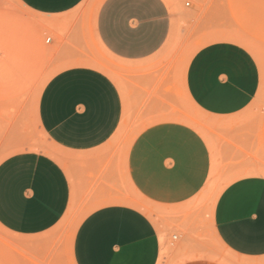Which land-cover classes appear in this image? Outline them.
Here are the masks:
<instances>
[{
    "label": "crops",
    "instance_id": "crops-1",
    "mask_svg": "<svg viewBox=\"0 0 264 264\" xmlns=\"http://www.w3.org/2000/svg\"><path fill=\"white\" fill-rule=\"evenodd\" d=\"M19 2L53 36L45 42L29 21L0 14V152H15L0 162V227L38 236L72 208L84 209L74 264H161L163 227L125 198L124 177L143 200L175 209L172 221L193 232L199 214L187 217L188 209L216 172L230 183L214 209L215 237L236 264H264V115L249 113L261 74L248 49L218 42L201 49L188 68L189 103L219 123L208 141L180 121H186L181 99L165 91L151 95L154 76L139 78L143 88L131 86L127 97L106 73L76 65L53 75L33 100L30 89L46 62L78 61L76 50H87L82 21L72 20L85 0ZM94 30L109 55L141 65L166 50L173 18L165 0H104ZM131 105L165 120L150 124L124 153L111 140ZM40 132L62 150L61 161L36 150ZM182 242L185 253L207 252L191 235ZM182 264L224 263L201 257Z\"/></svg>",
    "mask_w": 264,
    "mask_h": 264
},
{
    "label": "rangeland",
    "instance_id": "rangeland-1",
    "mask_svg": "<svg viewBox=\"0 0 264 264\" xmlns=\"http://www.w3.org/2000/svg\"><path fill=\"white\" fill-rule=\"evenodd\" d=\"M104 0H85L72 13V20L82 21L81 32L86 38L87 50L80 52L78 61L44 65V71L30 89L36 100L49 79L63 68L87 65L110 76L123 95L130 97V87L143 88L139 78H157L151 95L165 91L176 95L182 102L180 120L198 130L209 141L217 136L218 122L207 118L189 103L184 81L188 68L201 49L218 42H231L244 46L252 54L260 68L261 87L250 109L251 116L264 115V0H165L173 18V30L162 50L151 61L130 65L109 55L99 44L95 35L97 10ZM0 14H9L29 21L40 30L42 18L28 11L19 0H0ZM75 23L78 26L79 23ZM67 32V30H65ZM72 30L69 32L71 34ZM45 42L53 31L43 30ZM133 92V91H132ZM132 94V93H131ZM132 96V95H131ZM135 106H129L123 123L111 140L112 144L124 145V153L139 134L150 124L165 119L145 117ZM36 150L61 161L64 153L40 132ZM15 152H0V162ZM264 167V158L260 159ZM264 169V168H263ZM264 171V170H263ZM228 177L214 172L206 188L190 204L187 217L199 214L197 231L183 229L172 218L175 209L154 206L134 192L124 177V196L132 200V206L144 211L159 227H163L161 264H182L194 258L218 260L224 264H236L238 260L226 250L214 235V209L220 194L229 184ZM201 210L207 212L205 217ZM86 210L71 209L64 219L51 231L30 237L8 234L0 227V264H74L72 248L76 232L86 217ZM196 218V215H195ZM191 235L207 248L206 253H185L182 237ZM177 240H174V237Z\"/></svg>",
    "mask_w": 264,
    "mask_h": 264
},
{
    "label": "built area",
    "instance_id": "built-area-1",
    "mask_svg": "<svg viewBox=\"0 0 264 264\" xmlns=\"http://www.w3.org/2000/svg\"><path fill=\"white\" fill-rule=\"evenodd\" d=\"M48 41H49V39H48ZM174 240H177V237L176 236L174 237Z\"/></svg>",
    "mask_w": 264,
    "mask_h": 264
}]
</instances>
